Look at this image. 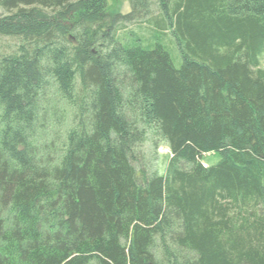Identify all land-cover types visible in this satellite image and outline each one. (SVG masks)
Instances as JSON below:
<instances>
[{
  "label": "trees",
  "instance_id": "1",
  "mask_svg": "<svg viewBox=\"0 0 264 264\" xmlns=\"http://www.w3.org/2000/svg\"><path fill=\"white\" fill-rule=\"evenodd\" d=\"M125 1L0 0V264H264V0Z\"/></svg>",
  "mask_w": 264,
  "mask_h": 264
},
{
  "label": "rangeland",
  "instance_id": "2",
  "mask_svg": "<svg viewBox=\"0 0 264 264\" xmlns=\"http://www.w3.org/2000/svg\"><path fill=\"white\" fill-rule=\"evenodd\" d=\"M109 13H122L127 14L131 10V6L128 1L125 0H107ZM127 30H134L135 32L142 34L145 38L150 39L151 33L149 32L148 22L138 21L136 23H127L125 25ZM124 34V31L121 32ZM168 40H171L170 35L167 36ZM167 49L172 53L175 64L177 67L181 64V57L178 52V47L167 46ZM262 67L264 68V57L262 58ZM145 156L149 165L152 168L157 169L160 173H163L166 169L168 158L170 155V148L167 143L162 141H156L154 135L150 132L147 141L144 146ZM217 157H214L211 163L217 161Z\"/></svg>",
  "mask_w": 264,
  "mask_h": 264
}]
</instances>
